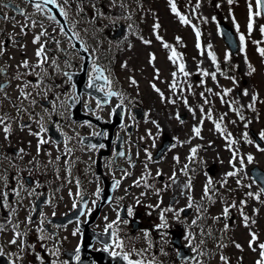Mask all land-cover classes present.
<instances>
[{"label": "rangeland", "instance_id": "374dc122", "mask_svg": "<svg viewBox=\"0 0 264 264\" xmlns=\"http://www.w3.org/2000/svg\"><path fill=\"white\" fill-rule=\"evenodd\" d=\"M175 3L179 12L191 20V24L185 25L180 22L179 17L170 9L169 0H115V3L112 0H67V3L65 0H56L54 5L59 9L62 7L66 12L72 14L70 21H76V24L79 25V33L84 36L85 48L92 55L88 75L94 62L99 67H104L101 63L108 52L115 46L121 49L115 64L114 61L109 60V62L115 66L116 74L114 76L111 71L113 73H111V78L119 84L123 98L115 96L109 106L103 109L99 108V110H105L109 114L115 102L126 99L129 103L127 120H134L130 111L134 105L142 106L145 114L147 113V116H144L146 119L138 123L139 128L133 141L138 142L140 147L149 145L147 150L152 154V160H148L146 152L141 151V154H145V158L151 162V165L147 164V169H145L146 163L133 168L129 167L133 172L131 181L133 189L128 197L125 196V187H119L116 191L118 198L123 200L128 207L141 209L145 215L149 216V221L153 226L161 223L162 209L169 207L173 209V211L164 214L168 223L167 228H159L157 233L148 232L147 236L140 235L138 237V248L143 250L147 264L149 262L160 264L170 256H175L177 250L170 238L173 233L178 232H180L182 243L189 247L192 256L186 261L176 260L173 264H224V261L220 260L221 255L227 257L232 264H255L259 258V249L252 251L249 248L248 241L251 239L249 233L250 231L256 233L259 238L258 243H264V194L261 193L259 199H254L247 193H257L261 189L257 181L253 183L254 179L250 176L249 169L253 165L264 169V152L258 151L257 142L250 132L252 130L258 136L259 132L264 130V57H261L257 52L258 47H264V36L259 31V26L264 24V17L255 18L253 31L249 34L247 28L248 4L252 3L255 7V0H234L231 5L227 0H200L199 8H196L197 0H175ZM212 17L216 19L213 20ZM219 21L226 22L231 26L238 46L235 53H231L223 41L218 26ZM118 22L124 23L127 27L118 39H113L111 34ZM157 23L160 27L154 32L153 25ZM192 25H195L201 34L199 49L196 47L197 38ZM237 25H239V31H237ZM51 30L57 32L54 28ZM157 34L183 55L186 70L191 73L188 77L178 76V80L185 88L184 92L177 89L174 95L169 88L172 83V73L177 70V66L168 60L170 49L162 47L161 42L156 39ZM241 34L245 36L243 52L240 51ZM177 37L181 38L180 42H177ZM143 40H150L151 43L146 45ZM254 41L259 43H254ZM209 45L211 48L208 47ZM209 51L215 54L217 65L220 68L216 81H213L210 76H202L198 71V68L209 72L216 71L217 65H213L209 59ZM56 53L65 54L60 50H56ZM150 54L156 57L153 63H149ZM226 54L229 56L228 60H225ZM66 55L70 58L76 57L71 52H66ZM51 58L55 59L57 64L60 61L55 55H52ZM6 64L5 60L0 62V66H6ZM125 64L126 67H122ZM249 64L255 69L251 75L247 74ZM54 68L50 59L46 69L53 72ZM38 69L40 70L36 73L43 75L42 69ZM156 69H159L158 75ZM130 77L136 81V84L130 82ZM227 77H235L236 84H233V81ZM45 78L49 79L48 76ZM6 79L9 78L6 77ZM201 79L205 81L203 85L200 84ZM52 80H56L58 86H63L66 78L56 74ZM153 84L163 92L165 97L163 101L159 93L153 89ZM189 84L192 85V92L187 91ZM208 88L212 89L211 93L206 91ZM224 88L233 89L232 93L224 97L227 103H221L222 95H215L218 92L222 94ZM3 89L0 91V114L8 115L11 131L6 136L3 131L4 125H0V150L7 151V149L11 150L16 146L15 133H21L26 139L28 133L40 132L41 126L45 127L54 113L56 118L60 119L62 131L65 134H70L67 137L79 133L82 129L86 131L90 129L87 124L75 123L71 120L69 107L63 102L66 93L61 94V97L54 100L51 107L47 109L40 104L31 103L30 99L34 97L35 92L31 94L30 99H23L20 98V91L16 87H4ZM49 89L51 87L39 86L36 93L38 95L50 94ZM243 89H249L251 93L257 95L255 111L247 108L251 97L241 95ZM52 92L54 91L51 89ZM201 92L205 93V97L209 100L208 104L203 103L204 98L200 96ZM55 94L58 93L55 92ZM177 97L188 99L189 105L195 110V116L184 106L182 99ZM168 98L175 99L176 103H168ZM86 100L93 103L90 99ZM229 104L234 108H240L245 117L243 121L229 108ZM201 105L205 112L209 108L213 110L212 120H208L205 116L203 125L199 124ZM177 114L184 116L182 119L184 123H180L176 119ZM221 116L225 117L222 127L226 129V133L232 134V139L237 141L233 150H237L239 156L245 158L246 167L236 177H225V173L233 170L232 165L229 164L232 152L226 147L228 141L225 137L215 130L213 121H218ZM27 119H32V124L20 128L19 123ZM152 120H156L161 126L162 134L159 137L156 135V125L151 123ZM246 123H248V128H245ZM194 125L201 127L200 137L193 135ZM74 127L76 128L74 129ZM149 131L152 133L151 138L148 136ZM245 131L249 133V139H252L254 143L245 142L242 138ZM165 135L173 140L176 147L170 146L161 159L154 160L153 154L156 148L153 147V138L156 146L160 143L161 136ZM140 137H144V139L141 140ZM71 143L75 144L76 142L71 141ZM197 146L199 147L196 157L189 160L190 149ZM261 146L264 147V142H261ZM26 148L31 154L25 153L26 168L24 172H14L18 176L15 184H9V170L6 169L14 163V160L3 154L4 169L0 170V224H5L6 227L4 231H0V246L3 247L5 253H15V251L18 253V246L8 244L14 234V225H18L17 230L21 233L27 230V236L24 238L34 246L35 252L40 253L43 249H49L50 243L48 242L46 246L41 247L42 242L38 239L40 235L32 230L35 224L28 225L27 229H23L22 225L28 223L26 218L32 211L35 195L44 189L43 186L47 193L62 194L63 197H66V192L75 185L74 178L77 169L73 164L77 163V152L70 159L69 155H63L61 161L57 162L58 171L53 174V179H49L42 171L39 175L36 171L30 172L29 165L34 159L32 154H35L36 150L29 144ZM137 151L140 152V149ZM248 154L254 157V163H247L246 156ZM173 157H179V162ZM212 163L214 172L209 174L206 167ZM235 163L239 167V163ZM185 164L189 166L187 175L181 171ZM157 171H160L162 175L157 176ZM173 171L176 172V183L169 180ZM116 172L121 173L120 171ZM23 174L34 176L40 184H32V186L25 184V181L20 178V175ZM142 177L143 181L137 185L135 182L141 180ZM148 177L156 179L154 184H148L150 186L146 187L145 181ZM209 177L212 178L214 186L218 189V192L213 195L214 202L201 199L203 187ZM189 179L192 183L193 205L190 208V213L182 216L179 210L186 207L189 201L187 190L185 189V194H182L181 189ZM225 179H227L226 186L220 187L221 181ZM238 179L241 180L239 185L236 183ZM166 184L171 186L164 188ZM35 185L38 187L37 191L33 189ZM98 186V184L90 185V188L95 192L94 195H97ZM157 189H160L159 194H157ZM8 192H12L13 197L11 200L7 198L6 206L5 194ZM241 200L247 201L246 205L241 206L239 203ZM233 202L237 207L230 208V215L224 217L222 215L223 208ZM119 206L120 204L115 200L104 209L102 218L105 219V223L111 220L118 222L117 210ZM198 206L200 207L199 212L197 211ZM241 209L249 217L247 227L240 215ZM11 210H15L14 215ZM177 211H179V219L175 216ZM230 216L233 218L229 223ZM214 217L218 219H214ZM192 220H196L197 223L193 225ZM252 220H255L254 224L251 223ZM225 223L229 225L227 230L224 229ZM171 229H174V232H171ZM164 233L166 235H162ZM189 233L192 236L190 244L186 238ZM119 240L123 245H126L125 237H119ZM201 240L204 241L203 244L200 243ZM233 242L239 243L242 250L237 249ZM222 244L225 246L221 247ZM193 248H196L197 251L193 252ZM12 258L14 259V257ZM37 263L38 260L35 259L32 250L27 259L20 260V264Z\"/></svg>", "mask_w": 264, "mask_h": 264}, {"label": "flooded vegetation", "instance_id": "af4514ba", "mask_svg": "<svg viewBox=\"0 0 264 264\" xmlns=\"http://www.w3.org/2000/svg\"><path fill=\"white\" fill-rule=\"evenodd\" d=\"M38 2V0H3V3H7L8 7H3L2 4H0V16L2 15H8L9 17H12L14 19H0V41L4 42L6 45V48L4 50V53L2 56H0V60L5 59H12L15 61L12 66H9L8 68L2 67L5 69L4 73H0V77H2L4 74H7L9 70H12L13 79L11 82L8 80L0 81V85L5 86L6 84L12 83L14 81L17 82H27V81H33L35 78L32 75H22L21 79L17 80L15 77L17 74H24L26 72H35L37 71L36 64H37V58L35 56V51L38 47V44H33L32 40L33 37L40 33L42 30H46L48 32V36L42 37L40 43H44L46 47L49 49V55L52 54L54 51H64V52H71L73 53L76 58L71 59L67 58L66 55L60 56L57 53V57H62L66 61V65L63 66L62 64H57L59 66V69H54L56 74L61 75L64 77V73H74L75 71H78L81 64H82V54L81 50H83L85 40L83 34L79 33V25L76 24V21L71 22L70 18H72V14L66 12L67 15H61L63 18V21L58 20L55 17V20H49L48 19V11L44 7H48L50 11V15H52L49 5H44V9L42 8V15L45 16L43 20H38L37 17V9L35 7V4ZM23 10V15L21 14V11ZM60 12V10H59ZM61 14V13H60ZM32 21H35V27H32ZM22 25H28V27L25 29L24 33H21L20 27ZM52 28L56 29L57 32L51 30ZM63 28L64 31L61 32L60 29ZM49 37V42H46V38ZM55 41H59V44L55 43ZM77 45H76V42ZM23 46V47H22ZM55 47V48H53ZM56 49V50H55ZM23 60H28L30 64L32 65V69H25L22 67H18V65ZM48 75L51 76V72L47 70ZM64 75V76H63ZM105 75H108V72L105 71ZM66 77V76H65ZM66 83L63 86V89L65 91H69L72 89V92L69 96L66 97V103L69 105L70 103H78L80 105V108L85 111H89V113L92 116L99 115L100 120L102 122H107L111 120L110 116H104L102 117L100 114L94 112L93 106L86 102V96L87 94L85 92H80L79 94L76 93L72 81L68 80L66 77ZM45 83L51 84L49 80H46ZM57 85L56 82H53L52 86ZM24 85H20V87H23ZM31 85H29L27 88H30ZM26 88V89H27ZM32 92H35L37 89L35 87H31ZM115 90V89H113ZM116 91V90H115ZM62 92V91H61ZM78 96L79 99H68V97ZM52 102V97L49 94L47 96V99H45V96H41L37 98V103L43 105L44 107H49L50 103ZM87 105V107H86ZM103 114H106V111H102ZM52 127L56 131V133L59 135H62L63 132L61 131L60 127L56 122V116L54 115L52 117ZM85 123H88L92 126L93 129L90 131L83 130L80 133L76 134V144L74 146H70L71 143L67 140H65L62 136L61 141H55L53 139H50L49 137L45 136L49 143L43 144L40 147L41 154L35 156V158L31 161L29 167L30 172L34 173L35 171L37 174H40V171L46 172L47 170H50L53 165H56L57 159L56 156L50 151L51 145L53 144V147L55 150H62L66 151L67 149L76 150L79 154V162H77V174L74 178L76 180V189L74 190V193H70V196L68 198H62L60 200L57 197H46L45 203L43 205V208L48 203V207L51 205H54V207H51V212L49 214H44V209L40 212L38 217L32 221V224H35L39 219L42 221L39 222V227L44 230V232L48 235L49 240L43 241L44 244H46L48 241L53 242V245L50 246L48 250H41L40 255L44 258L43 261H38L37 264H51L52 260H56L57 264H63V261L67 260L68 264H79V261L84 258V255L82 254V251L80 250V260L77 261L75 259L76 255V249L79 246L80 249V243L82 241L83 236V224L86 222L88 213L90 210L93 209L94 204L96 200L98 199L99 192H97V196L93 197L92 193L89 189V185L91 184H102L103 177H107L108 179L116 178L120 181L119 186L122 184H128L132 181V171L129 169L130 167H135L136 165L141 164L142 162L146 163L148 162L145 158L144 154H141V151L145 152L146 148H149V145H143L140 147V145L133 141V138L135 137L134 133L138 129V123L137 122H123L121 125L116 127L113 131V137L110 140L108 144V154L101 157V159H98L99 152L106 147L105 142H102L98 145H90V144H83L81 142V137L84 135H96L98 127L93 125L89 121H85ZM133 124L134 132L132 133H126V127L128 124ZM107 129H105L103 136H106ZM123 133L121 146L122 151L125 152V156L123 157H117L116 156V150H115V144L116 139L119 134ZM37 138V137H36ZM164 136L160 138L161 143ZM37 145V144H36ZM103 145V147H100ZM160 144L156 145V149H158ZM21 146H24V144L18 143V147L14 148V151L12 152V155L18 156L21 155L20 149ZM58 146V147H57ZM95 146V147H93ZM140 148V152L137 151V149ZM6 151L3 149L0 150V169L3 168L4 160H3V154ZM138 152V155H137ZM165 152V151H164ZM8 154V153H7ZM141 154V155H139ZM164 154V153H163ZM18 161L15 160L14 164L10 167L9 170V179L10 184H14L16 179L18 178L17 175L14 174V172L18 171L19 168H23L25 166L24 160L22 158H18ZM98 162V166H97ZM151 164V163H150ZM121 171V174H118L116 171ZM21 171H24L21 169ZM128 172L130 175L125 176L124 173ZM24 177V175H23ZM131 184V183H130ZM168 185V184H166ZM117 186V187H119ZM127 188V187H126ZM36 189V188H35ZM128 192L130 191V188H127ZM42 193H45L43 191ZM128 196V194H126ZM83 197H86V205L84 207L83 212L80 214V216L75 220L70 221H62L59 222V217H66L75 207L73 205H77ZM114 199V197H113ZM172 202V201H171ZM123 210L121 211V216H119L120 224H114L112 229H109V233L111 234L112 238V245L108 246L109 251L108 254L110 255V251L117 250V247L114 245V241L116 240L117 236H120L119 232H122L120 230V227L125 228V233L123 236H127L128 239L131 237L133 233L139 232V231H148L151 230V232H156L157 229L148 222V218H145V215L141 211V209H133V214L131 216L128 215V209L126 208V205H122ZM104 209V208H103ZM102 209V211H103ZM102 211L99 214V216L95 219V221L90 225V229L92 231H99L103 232L105 231L106 226L109 223L112 222H106L103 224V221H100V218L102 217ZM127 220L128 223L124 224L122 221ZM133 226H136V229L133 230ZM26 227V226H24ZM115 231L116 236L114 237L112 235V232ZM75 233V234H73ZM59 250L58 256H52L51 252L55 250ZM92 251H97L104 249V246L101 245L98 242H94L91 246ZM30 254V250L27 251V253H20V255L23 256L24 259L28 258V255ZM111 256V255H110ZM129 259L132 261L142 260L144 262V257L141 253H139L137 250H132L130 253ZM18 264H20V261H18Z\"/></svg>", "mask_w": 264, "mask_h": 264}, {"label": "snow or ice", "instance_id": "6c2138e0", "mask_svg": "<svg viewBox=\"0 0 264 264\" xmlns=\"http://www.w3.org/2000/svg\"><path fill=\"white\" fill-rule=\"evenodd\" d=\"M55 2H56V0H38V2L35 4V7H36L37 11H40V10H42L44 5L55 4ZM65 2L67 3V0H65ZM112 2L115 3V0H112ZM227 2H228L229 5H231L234 2V0H227ZM0 4H2L3 7H8L9 6L7 3H3V0H0ZM169 5H170L171 11L176 16L179 17V20H180V22L182 24H185V25L191 24V20L188 17L182 15L179 12V10L177 8V5L175 3V0H169ZM199 7H200V0H197L196 8H199ZM217 7H220V5H217ZM20 11H21V14L23 15L24 14L23 10H20ZM193 11L195 12V10H193ZM60 13H61V15H65V16L67 15V13L64 11V9L62 7L60 8ZM257 17H264V0H255V7H253L252 3L248 4L247 28H248L249 34L253 31L255 18H257ZM0 19L8 20V19H14V18L9 17L8 15H2V16H0ZM48 19L49 20H55V17L49 14ZM212 19L215 20L216 18L212 17ZM27 27H28V25H22L20 27L21 33H24L25 29ZM32 27H35V21H32ZM129 27H131V26H129ZM159 27H160V25L158 23L154 24L153 25V31L156 32V30ZM192 27H193V30H194V32L196 34V38H197L196 47L199 49L201 47V45H200V35L201 34H200V31L196 28L195 25H192ZM60 31L63 32L64 29L61 28ZM237 31H239V25H237ZM259 31H260L261 35L264 36V24H261L259 26ZM48 35L49 34H48V32L46 30H42V31H40L39 34H37V35H35L33 37L32 43L33 44H39V46L37 47V49L35 51V56L37 58L36 67H39V68L42 69L43 75H41L40 73H36L37 81H36V83L34 85H32L31 81H27V82H25L23 87H20V96L23 99H29L31 97V93L25 91V89L29 85H32L33 87H37L38 88L40 86V84H41V81L43 80V76L48 75V72L46 70V65H47V63H48V61L50 59H51L52 65L54 67H56L57 70L59 69V66L57 65L56 60L52 59L51 57H49L47 55L48 49L46 48V45L44 43H40L42 37H46ZM141 39H143V38H141ZM156 39L161 42L162 47H164L165 49H170V52H169V55H168L167 58H168V60L170 62H172L174 65L177 66V70L172 73V83L169 85V88L173 91L174 95H175L177 89H179L180 92H184L185 88L181 85V82L178 80V76L188 77V76L191 75V73L186 70V65L184 63L183 55L180 52H178L176 50V48L172 47L170 44L165 42L163 40V37H161L159 34L156 35ZM180 39H181L180 37H177L176 38L177 42H180ZM55 43L59 44V41H55ZM143 43L147 45V44H150L151 41L150 40H143ZM254 43L258 44L259 42L258 41H254ZM208 47L211 48V45H209ZM5 48H6L5 43L0 41V56L3 55ZM244 48H245V36H244V34H241L240 35V51L243 52ZM85 50H87V49H85ZM257 52L260 54L261 57H264V47H258L257 48ZM208 57L212 61L213 65H217L216 56H215V54L213 52L209 51L208 52ZM155 59H156V57L153 54H150L149 63H153V61ZM228 59H229V56L226 54L225 55V60H228ZM245 62L247 63V59L245 60ZM18 67H22V68H25V69H32V65L30 64V62L28 60L21 61V63L18 65ZM122 67H126V64L122 65ZM105 71H106V69H103V68L99 67L94 62L92 70L89 73V77H88L87 87L95 89L98 92H102V93H104V96H105V99L103 100V102L101 100H97V102H96L97 108H100L102 106V103L103 104L108 103V99L107 98H109V97L118 96V97H121V99L123 98L122 97V93L113 90L114 81L111 79V73L109 72L108 75H105ZM198 71H200L202 76H204V77L210 76L213 81H216L217 80V73H220V68L217 65L216 71H213V72H209L207 70H203V69H199V68H198ZM254 71H255V69L251 66V64H249L248 65V73L247 74L251 75ZM4 72H5V69L0 68V73H4ZM156 72H157V75H158L159 74V69H156ZM30 74H32V73L31 72H26L24 74H17V76L15 78L17 80H19V79H21L22 75H30ZM221 74H223V73H221ZM64 75L68 78L69 81L71 80V74L70 73H64ZM227 78L231 79L233 81V84H236L235 77H227ZM129 79H130V82L132 84H136V81L134 79H132L131 77ZM204 83H205V81L203 79H201L200 80V84L203 85ZM152 87L157 93H159V95L161 97V100L163 101L165 99L163 92H161V90L159 88H157L155 84H153ZM3 90H4L3 89V85H0V91H3ZM49 91H51V89H49ZM187 91L188 92H192V85L189 84L187 86ZM206 91L211 93L212 89L208 88V89H206ZM232 92H233L232 88H224L222 94L218 92V93H215V95H217V96H221L222 95L221 103H227V101L224 99V97H227ZM241 95H243L245 97H247V96L251 97V102L247 104V108L251 109L252 111H255V104H256V102L258 100L257 95L251 93L249 91V89H243ZM200 96L202 98H204L203 99V103L204 104H208L209 103V100L207 99V97H205V93L204 92H201ZM177 98L178 99H182V102H183L184 106L188 109V111L190 113L193 114V116H195V110L189 105L188 99L186 97H177ZM45 99H47V93H45ZM57 99H59V97H57ZM68 99H79V97L75 96V94H73V96L68 97ZM31 103L32 104H36L37 102L33 99V100H31ZM168 103L175 104L176 100L168 98ZM233 103H236V101H233ZM228 106L233 112L236 113V115L239 117V119L241 121H243L245 119V117L242 114L240 108H234V107H232L231 104H229ZM53 107L55 108V104L53 105ZM86 107H87V105H86ZM212 111L213 110L211 108H209L207 110V112H205L204 107L202 105L200 106V112H201V118H200V121H199L200 125H203L205 116H206V118L208 120H212ZM145 115L147 116V113ZM224 118H225L224 116H221L218 121H213V123H214V126H215V130L221 136H224L225 139L228 141L226 147L232 152V159L229 160V164L232 165L233 170L232 171H228L227 173H225V177L226 178L227 177H236L238 175V173L244 171V169L246 167L245 158L239 156L237 150H233V146L237 143V141L232 139V134L231 133H226V129L224 127H222V123H223ZM6 119H7L6 115H0V125H4L3 131L5 132V134L7 136V134L10 133V131H11V127H10V125L5 123ZM176 119L179 120L180 123H184V121L181 119L179 114L176 115ZM151 123L156 125V128H157V134L156 135H157V137H159L162 134L161 126L159 125V123L156 120H152ZM233 123H235V121H233ZM22 127H24V126H22ZM245 128H248V123L245 124ZM46 131H47L46 127H44L42 125L41 128H40V132H46ZM40 132L31 133L32 135H35V136L38 137V141H37V145H36L37 152L40 151L41 145L50 142V141L45 140L43 138H39L40 137ZM192 132H193L194 136L200 137L201 136V127L198 126V125H194L193 128H192ZM148 136L150 138L152 137L151 131L148 132ZM258 136H259V140L261 142H264V130L260 131ZM242 138L245 140V142H247L249 144L254 143V141L252 139H249V133L247 131H245L243 133V137ZM140 139L143 140L144 137H140ZM173 139H176V138H173ZM93 147H95V146H93ZM100 147H103V145H101ZM153 147H155V139L154 138H153ZM171 147L175 148L176 144L171 145ZM198 147L199 146L193 147V148L190 149V155L188 157L189 160H192V159H194L196 157L197 148ZM256 147H257L258 151L264 152V147H262L260 143H257ZM67 151L70 152L71 149H67ZM20 152L22 153L23 149H20ZM145 152L147 154L148 160L151 161L152 160V154L150 152H148L147 149H145ZM115 154L119 155L121 157L125 156V152H123V151H120L119 153H115ZM137 155H138V153H137ZM56 159L59 160L60 157L57 156ZM173 159L176 160L177 162H179V157H173ZM246 159H247V163L248 164L254 163V157L251 154H248L246 156ZM235 162L239 163V167L236 166ZM145 169H147V164H145ZM188 169H189V166L187 164H185L184 168L181 169V171L185 175H187ZM124 175L128 176V175H130V173L125 171ZM156 175L160 176V175H162V173L160 171H157ZM261 179H264V177H262ZM169 180H171L173 183L177 182V177H176V172L175 171H173L172 175L169 177ZM141 181H143V177L141 178V180H138L135 183L137 185H139V183H141ZM236 183L239 185L241 183V180L238 179L236 181ZM253 183H256V181L253 180ZM119 184H120L119 180L114 181V186H119ZM226 184H227V179L221 181L220 187H225ZM145 186L147 187V186H150V185H148L146 183V181H145ZM170 186L171 185H166V187H170ZM249 187H250V185H249ZM185 189L187 190V199L189 201V204L187 205V207L191 208L192 205H193V197L191 195L192 183H191L190 179L188 180V182L186 184L183 185V188L181 189V193L182 194H185L184 193ZM97 191L99 192V189H97ZM159 192H160V190L157 189V194H159ZM217 192H218V189L214 186V181L212 180L211 177H209L207 182L205 183V185L203 187V196L201 197V199L202 200L207 199L210 202H214L213 201V195L215 193H217ZM261 193H264V188H261L260 192H257V193L248 192L247 195L249 197L254 198V199H259ZM142 195H143V193H142ZM137 203H139V200H137ZM239 203H240L241 206H243V205H246L247 201L241 200ZM5 205L7 206V194H5ZM73 207H76V205L74 204ZM157 207H159V205H157ZM235 207H237L235 202H233L230 205L225 206L223 208L222 215L224 217H228L230 215V208H235ZM169 211H173V209L171 207H169L167 209H162L161 210V216H160L161 223L156 226L157 228H167L168 227V223H167V221L165 219V215L164 214H165V212H169ZM179 211H183V210L181 209ZM179 211L175 212V216H176L177 219H179ZM197 211L198 212L200 211V207L199 206L197 207ZM254 211H255V209H254ZM14 212H15V210H11V213L13 215H14ZM132 214H133V209L131 207H129L128 208V215L131 216ZM240 215H241V217H242V219L244 221L245 226L247 227L248 224H249V217L244 213V211L242 209L240 211ZM26 219H27L28 223L32 222V218L30 216L28 218H26ZM118 219H119V217H118ZM214 219H218V218L214 217ZM122 222L124 224L128 223L127 220H124ZM115 223H116V221H113L112 223H109L106 226V228H105V232H107L109 229H112L113 225ZM196 223H197L196 220H192V224L193 225H195ZM251 223L254 224L255 220H252ZM5 227H6L5 224H0V231H4ZM228 227H229V225L227 223H225L224 224V229L227 230ZM17 229H18V225H14L13 226V233L14 234H13L12 239H10L8 241V244L18 246V253H5L3 247L0 246V258L8 256L9 259L7 261V264H18V261L23 259V256L20 255L19 253H27V251L29 249H31L33 251L35 259L38 260V261H43L44 258L40 255V253L35 252L34 246L29 244L27 242V240L24 238V237L27 236V230L25 232L21 233ZM36 231L38 233H42L44 230L42 228H37ZM73 234H75V233H73ZM144 234H145V236L148 235L147 232H145ZM112 235L114 237L116 236L115 231L112 232ZM162 235H166V233H164ZM249 235L251 237V239L248 241L249 248L252 251H257V248L259 249V258L255 261V264H264V243H258L259 238L256 235V233L250 231ZM186 238L189 240V244H190L191 240H192L191 233H189ZM38 239L41 242H43L44 240L47 239V237H45L43 235H40L38 237ZM200 243L203 244L204 241L201 240ZM233 243L235 244V247L237 249H241L242 250V246L239 243H235V242H233ZM114 245L117 248H122L123 247V244L119 240L118 237L114 241ZM224 246L225 245H223V244L221 245V247H224ZM41 247H44L43 243L41 244ZM104 250L105 251H109V248L106 246ZM192 251L196 252L197 249L193 248ZM79 252H80V249H79V246H78L77 249H76V255H75V259L77 261L80 260ZM51 255L52 256H58L59 255V250L57 249L55 251H52ZM110 255L113 256V257H118V256L121 255V253L112 250V251H110ZM201 255H203V253H201ZM12 257H14V259ZM123 259L128 261V264H144V262L142 260H137V261L130 260L128 253H124L123 254ZM220 260L224 261V264H231V262L228 260V258L225 257L224 255L220 256ZM51 264H57V261L56 260H52ZM63 264H68V261L67 260L63 261ZM149 264H151V262H149Z\"/></svg>", "mask_w": 264, "mask_h": 264}, {"label": "water", "instance_id": "95a60500", "mask_svg": "<svg viewBox=\"0 0 264 264\" xmlns=\"http://www.w3.org/2000/svg\"><path fill=\"white\" fill-rule=\"evenodd\" d=\"M219 26H220V31H221L222 37H223L225 43L227 44V46L230 48V51L232 53L236 52L238 46H237V41H236L235 35H234L231 27L229 25H227L226 23L222 22V21L219 22ZM124 29H125V25L120 23L118 25V28L116 29L115 33L112 35V37L115 38V37L120 36ZM87 61H88V56H86V59H85L84 64H83L82 71L74 76V81H75V83L78 86H80L82 84L83 80H84L86 66H87ZM88 92L93 94V95H95L96 97H100L99 94L96 93V92H93L91 90H88ZM77 112H79V108L78 107L73 108L72 117L75 118V119H79V116H78ZM121 115H122V112L119 111L118 109H116V111L114 112V116L120 117ZM141 116H142L141 109L140 108L136 109V117L140 118ZM167 144H168V141L166 140L165 144H164V147ZM163 148L160 151H162ZM207 170L210 173H213V169L212 168L209 167V168H207ZM250 173H251L252 177L254 179H256L261 184V188H264V179H261L262 177H264V170L260 169L257 166H253L250 169ZM113 186H114V184H106L104 186L103 190L101 191V202L96 204V207H95L94 211L92 212V216H91L90 221H92V219H94V217L97 215V213H98L99 209L102 207V205L106 201H108L110 199ZM42 200H43V198H39L37 200V202H36L37 207H36V210L34 212V215L39 211V208H38L39 206L38 205H40ZM186 213L187 212L184 211V214H186ZM175 243L179 247L178 258H188L190 256V254H189L187 248L180 246V243L178 241H176V240H175ZM3 261H5L4 258H0V264H2ZM5 263H6V261H5ZM107 264H124V263L120 260L119 257H117L116 259L110 261Z\"/></svg>", "mask_w": 264, "mask_h": 264}]
</instances>
